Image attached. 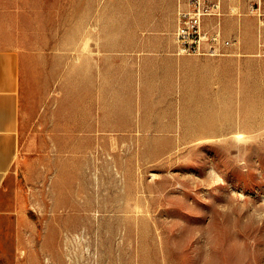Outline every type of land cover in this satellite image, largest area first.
Instances as JSON below:
<instances>
[{
	"label": "rangeland",
	"instance_id": "obj_1",
	"mask_svg": "<svg viewBox=\"0 0 264 264\" xmlns=\"http://www.w3.org/2000/svg\"><path fill=\"white\" fill-rule=\"evenodd\" d=\"M13 1L24 264H264L259 18L257 51L175 78L179 0Z\"/></svg>",
	"mask_w": 264,
	"mask_h": 264
},
{
	"label": "crops",
	"instance_id": "obj_2",
	"mask_svg": "<svg viewBox=\"0 0 264 264\" xmlns=\"http://www.w3.org/2000/svg\"><path fill=\"white\" fill-rule=\"evenodd\" d=\"M6 1L11 5L0 4V18L18 16L15 1L4 0L3 2ZM258 1L221 0L222 30L225 37L235 41L231 48L235 47L234 50L239 54H252L258 49L259 20L255 12L251 10ZM261 9L264 12V3ZM171 46L176 55L174 38ZM183 57L188 56H178L173 58V61H169L175 78L190 74L191 71L189 68L186 69V66L192 60L199 61L210 68L217 67V61H220L212 58H195L189 61L190 59ZM237 61H264V58L238 59ZM21 93V52L12 34H8L0 37V264H24L23 249H25L26 233L23 224L27 221V217L23 202L18 197L15 198V194L13 200H9L10 192L5 191V185L16 164L19 152ZM72 131L77 132L75 128ZM72 135L74 138V134Z\"/></svg>",
	"mask_w": 264,
	"mask_h": 264
},
{
	"label": "built area",
	"instance_id": "obj_3",
	"mask_svg": "<svg viewBox=\"0 0 264 264\" xmlns=\"http://www.w3.org/2000/svg\"><path fill=\"white\" fill-rule=\"evenodd\" d=\"M174 40L177 56L217 58L227 55L234 40L225 37L221 18V0H179ZM259 0L252 11L264 26V12Z\"/></svg>",
	"mask_w": 264,
	"mask_h": 264
},
{
	"label": "bare ground",
	"instance_id": "obj_4",
	"mask_svg": "<svg viewBox=\"0 0 264 264\" xmlns=\"http://www.w3.org/2000/svg\"><path fill=\"white\" fill-rule=\"evenodd\" d=\"M89 220V218H85V217H80L79 219H78V222L76 223L77 224V226L75 225V227H78V226H80V225H84V223L86 222V221H88ZM119 224H121V223H119ZM74 228V227H73ZM119 230V229H118ZM76 234V233H75ZM76 237H78V236H75V238ZM80 237H81V235H80ZM79 239V238H78ZM78 239H77V241H78ZM75 241H76V239H74ZM79 244V243H78ZM111 244V243H110ZM120 244V243H119ZM82 247V246H81ZM119 248H121L122 246H121V244L118 246ZM113 248V247H112ZM75 250L76 249H78V250H80L81 248L78 246V248H74ZM83 250V249H82ZM111 252H112V250H111Z\"/></svg>",
	"mask_w": 264,
	"mask_h": 264
}]
</instances>
